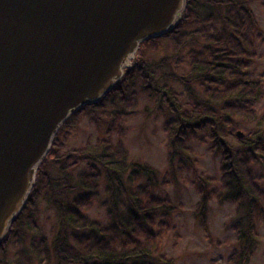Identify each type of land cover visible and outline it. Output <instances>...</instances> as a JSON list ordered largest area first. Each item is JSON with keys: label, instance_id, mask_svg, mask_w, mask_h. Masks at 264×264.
<instances>
[{"label": "trees", "instance_id": "16d2710c", "mask_svg": "<svg viewBox=\"0 0 264 264\" xmlns=\"http://www.w3.org/2000/svg\"><path fill=\"white\" fill-rule=\"evenodd\" d=\"M250 1L186 0L182 20L171 32L139 45L119 85L98 103L78 110L54 136L21 213L0 243L1 254L10 240L18 242L24 236L25 228H37V205L42 198L55 206L58 215L49 247L44 238L31 241L38 254L43 251L45 257L52 258L44 264H173L162 255L159 244L173 208L153 191L159 185L176 183L181 172L192 165L188 144L197 140L219 156L220 175L217 181L196 177L199 202L195 219L206 227L207 204L212 197L219 203L234 204L237 218L230 227L239 250L232 264L248 262L257 240L255 220L264 213V194L251 173L252 165H264V129L247 128L255 120L253 107L261 98L259 82L248 79L245 72L254 57L255 22ZM204 8L212 10L206 19L211 27L200 30L203 42L198 49L182 54V44L175 35L184 25L201 18ZM162 40L170 42L172 55L148 60L145 50H156ZM181 63L188 67L185 75L173 72ZM138 94L162 105L169 114L162 124L168 169L161 183L153 168L128 161L122 146L125 130L115 117L107 124V134H117L114 146L98 143L61 153L68 131L80 117L94 116L95 110L114 98L129 104ZM242 129L243 137L237 139L235 132ZM74 157L85 162V171L75 186L58 188L51 168L63 160L61 172L66 176V169L75 166ZM100 182L104 185L103 201L97 194ZM213 184L218 187L216 194L210 189ZM66 192L76 195L65 204L59 197ZM96 203L104 211L103 220L86 215ZM0 264L28 262L0 260Z\"/></svg>", "mask_w": 264, "mask_h": 264}, {"label": "water", "instance_id": "95a60500", "mask_svg": "<svg viewBox=\"0 0 264 264\" xmlns=\"http://www.w3.org/2000/svg\"><path fill=\"white\" fill-rule=\"evenodd\" d=\"M185 4L0 0V243L59 128L115 89L139 45L171 32Z\"/></svg>", "mask_w": 264, "mask_h": 264}, {"label": "rangeland", "instance_id": "374dc122", "mask_svg": "<svg viewBox=\"0 0 264 264\" xmlns=\"http://www.w3.org/2000/svg\"><path fill=\"white\" fill-rule=\"evenodd\" d=\"M263 4L264 0H251L249 3L255 22L252 40L254 57L245 72L248 79L259 82L261 92V98L253 107L255 120L247 124V128L251 129L252 127L264 129V120L261 121L262 118L264 119ZM211 14L212 10L204 8L200 13L201 18L191 21V24L187 26L184 25L179 35H175V40L182 44V54L200 47L203 42L200 30L209 26L206 19ZM171 55L172 48L168 40L159 41L154 51L145 50L148 60H157ZM187 70L186 63L173 68V72L178 75H185ZM93 113L95 115L91 117L88 115L80 117L74 127L68 131L67 142L61 153L98 143H108L114 146L117 134H107V124L113 121L110 120L112 117H115L118 124L125 130L122 146L127 153L128 161L153 168L158 174V183H161L168 169L166 163L168 151L162 130L163 122L169 118L166 109L153 100H148L143 94H138L136 99L130 101L129 104H122L116 98L108 100L102 109L95 110ZM239 131L243 133L245 130ZM188 146L192 150L190 156L192 165L181 172V177L176 183L168 182L165 186L159 185L153 191L155 196L165 199L166 203L173 208L168 216L166 232L159 241L160 252L166 258H170L173 264H232L239 250L238 242L230 227L237 218L235 205L229 202L219 203L215 197H212L207 204L206 227H202L195 219V210L199 202L195 188L196 177L198 175L211 177L217 181L220 175L219 156L212 153L207 144L197 140L191 141ZM74 158H76L75 166L66 169V176L61 172L63 160L57 168L54 166L51 168L52 177L58 180L56 182L58 188L75 186L78 176L85 171V162L78 157ZM251 169V173L264 194V165H252ZM103 186L102 182L97 186L99 201L105 198ZM210 189L214 194L218 191L216 184L211 185ZM75 195L76 192H66L59 199L64 198L63 202L66 204V201ZM86 215L93 219H104V211L97 203L86 212ZM37 216V228L35 230L25 228L24 236L18 242L10 240L5 254L0 253V260L10 263L28 262V264L52 262V258L45 257L43 251L38 254V251L32 248L31 241L33 238H44L49 247L53 233L58 227L55 206L39 198ZM255 225L257 240L246 264H264V213L261 218L255 220Z\"/></svg>", "mask_w": 264, "mask_h": 264}]
</instances>
